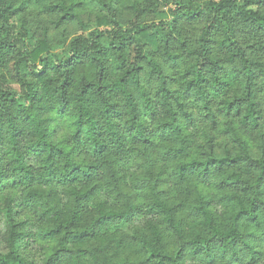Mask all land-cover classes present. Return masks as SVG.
<instances>
[{
	"label": "trees",
	"instance_id": "trees-1",
	"mask_svg": "<svg viewBox=\"0 0 264 264\" xmlns=\"http://www.w3.org/2000/svg\"><path fill=\"white\" fill-rule=\"evenodd\" d=\"M141 2L0 0V264H264V0Z\"/></svg>",
	"mask_w": 264,
	"mask_h": 264
},
{
	"label": "rangeland",
	"instance_id": "rangeland-1",
	"mask_svg": "<svg viewBox=\"0 0 264 264\" xmlns=\"http://www.w3.org/2000/svg\"><path fill=\"white\" fill-rule=\"evenodd\" d=\"M160 0H142L139 8L145 7L146 19H166L167 16L164 13L169 7L174 6L175 2L190 3L193 6L200 4L201 0H174L173 3L163 5L159 2ZM171 1V0H170ZM219 1V0H213ZM96 11L91 5H86L84 13L91 12V14ZM130 11H125L122 14L123 19L130 16ZM85 18V16H83ZM24 18L26 19V27L28 28L29 34L31 35V42L35 43L36 39L45 35L48 39L50 46L53 49H59L63 44V41L69 40L72 36L76 34H81L83 31L76 23H70L66 26L55 27L52 22L49 20V17L45 14L39 13L36 9L29 10L25 13ZM246 41V40H244ZM255 39H249V43L255 44ZM15 87V85H13ZM200 125L207 127V123H202L199 121ZM205 129V128H204ZM223 137L219 136L217 141L222 140ZM217 152L219 148L216 147ZM256 153V152H255ZM143 221V218H137L134 223H140Z\"/></svg>",
	"mask_w": 264,
	"mask_h": 264
}]
</instances>
